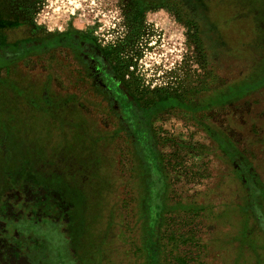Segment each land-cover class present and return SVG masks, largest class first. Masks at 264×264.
<instances>
[{
	"label": "rangeland",
	"instance_id": "374dc122",
	"mask_svg": "<svg viewBox=\"0 0 264 264\" xmlns=\"http://www.w3.org/2000/svg\"><path fill=\"white\" fill-rule=\"evenodd\" d=\"M15 1L0 264H264V0Z\"/></svg>",
	"mask_w": 264,
	"mask_h": 264
},
{
	"label": "trees",
	"instance_id": "16d2710c",
	"mask_svg": "<svg viewBox=\"0 0 264 264\" xmlns=\"http://www.w3.org/2000/svg\"><path fill=\"white\" fill-rule=\"evenodd\" d=\"M18 40H20V39H18ZM18 40L12 42L13 43V46H14L13 49L10 48L11 46L10 47H8V46L3 47L4 50H6L8 52L11 51V53H12V55L10 56L11 57V60L9 61L10 63L13 60H15L13 62H17V61L23 62V61H25V59L27 58L26 57V54L30 51V49H26L24 47L31 48L32 45L34 44L33 42L35 41L34 39L33 40H30L29 39L30 41L28 40L25 43L24 42L20 43V42H17ZM78 43H79V40L77 41V44ZM24 44H26V46H23ZM9 62H7L5 64L8 65ZM148 146L149 145H146V146H143V147H144V150H145L146 158L148 159V156L150 157V155H151V162H148V163L151 165V170L153 171V176L154 175L156 176L155 178L153 177L154 178V181L153 182H159L160 183V182H162L161 181L162 180V177H161L162 175H158V172H157V174L155 173V171H156L155 169H157V168H158V171H160V168L158 167V156H157V154H155V152L153 151L152 148H151V151H150V148ZM65 151H68V153H66L65 155L66 156H69L71 154H74L73 152L75 150L74 151H71V150H69L67 148ZM73 158H70L69 157V160L72 161ZM70 161L66 160V162L69 163V164H70ZM74 164H75V162H74ZM154 229H155L154 227L151 228V246H152V250H153V244H152L153 241L152 240L154 238V235L153 234H155L154 233L155 232ZM150 260H151V264H157V258H156V256H153L151 254Z\"/></svg>",
	"mask_w": 264,
	"mask_h": 264
},
{
	"label": "crops",
	"instance_id": "0c3cea01",
	"mask_svg": "<svg viewBox=\"0 0 264 264\" xmlns=\"http://www.w3.org/2000/svg\"><path fill=\"white\" fill-rule=\"evenodd\" d=\"M16 1H18V2H20V3H23V2H28L29 0H16ZM15 1V2H16ZM68 34H72V35H75L77 38H81V37H83V33L81 32V31H79V30H77L76 28H73V27H70V28H66V29H64L63 31H61V32H58V33H48L47 35H43V34H39L38 36H36V35H32L31 33L30 34H28V35H25V37H23V38H20V40H18L17 42H20V43H22V42H27L29 39L30 40H38V43L39 44H33L32 46V48H35L34 49V51H38V52H41V50L44 48V46H43V42L41 43V41H40V37L42 38V37H57V36H60V35H68ZM29 40V41H30ZM80 40H82V39H80ZM45 43V42H44ZM22 45V44H21ZM6 46H11V44H8L7 43V45H5V47ZM23 46H26V44H24ZM15 61V60H14ZM10 63V62H9ZM4 65H6V64H4Z\"/></svg>",
	"mask_w": 264,
	"mask_h": 264
}]
</instances>
